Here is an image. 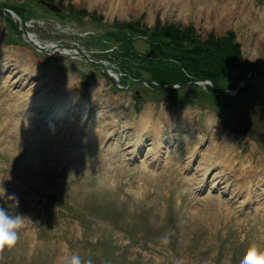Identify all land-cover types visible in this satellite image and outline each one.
I'll list each match as a JSON object with an SVG mask.
<instances>
[{"label": "rangeland", "instance_id": "374dc122", "mask_svg": "<svg viewBox=\"0 0 264 264\" xmlns=\"http://www.w3.org/2000/svg\"><path fill=\"white\" fill-rule=\"evenodd\" d=\"M52 3L62 4L66 21L36 0H0L50 23L33 33L42 43L95 52L86 40L112 25L160 21L194 27L201 39L232 31L248 68L264 70V0ZM5 17L0 12V207L26 218L16 243L0 248V264H61L73 253L92 264H237L250 241L264 247V77L252 76L238 97L219 93L235 82L236 68L214 95L198 85L167 94L140 85L122 91L91 73L85 88L78 70L51 60L40 66L41 56L33 58ZM134 50L145 56L149 47L137 39ZM146 109L157 139L139 127ZM166 116L172 128L164 127ZM167 131L188 137L199 156L185 165L174 160L170 154L185 142ZM224 136L234 140V171L242 164L253 171L249 184L216 168L202 183L200 157L216 154ZM238 188L245 190L237 195Z\"/></svg>", "mask_w": 264, "mask_h": 264}, {"label": "trees", "instance_id": "16d2710c", "mask_svg": "<svg viewBox=\"0 0 264 264\" xmlns=\"http://www.w3.org/2000/svg\"><path fill=\"white\" fill-rule=\"evenodd\" d=\"M60 7L63 8L62 4ZM11 8L25 21L36 17L25 5ZM69 10L76 17L87 16L86 12H74L72 7ZM63 15L64 13L58 15V18L65 20ZM91 18L97 19L94 16ZM114 27L117 29L115 32L105 33L101 38L95 39L98 48L107 51L110 59L118 58L121 69L129 75L140 79L146 74L148 78L168 88L185 85L194 79L210 80L217 85L225 77L224 71L233 63H243L241 47L232 31L217 40L211 36L203 43L193 28L181 29L160 21L155 23L154 28H148L140 20ZM139 36L149 46V52L145 56L134 50L133 38ZM132 62H137V65ZM156 88L160 92L165 91L161 87Z\"/></svg>", "mask_w": 264, "mask_h": 264}, {"label": "bare ground", "instance_id": "6f19581e", "mask_svg": "<svg viewBox=\"0 0 264 264\" xmlns=\"http://www.w3.org/2000/svg\"><path fill=\"white\" fill-rule=\"evenodd\" d=\"M260 31L262 34H264V28H261ZM53 48H54L53 46H50L49 49H53ZM150 118H151L150 110L146 109L141 116L139 127L141 128L142 131L144 130L148 131L151 128L152 131L149 132L148 134L152 135L153 137L157 139L160 137V129L157 127L153 128L152 126H150V121H151ZM163 120L165 121L163 124L164 127L166 128L173 127V123L171 122L168 116L164 117ZM166 133H167L168 139L170 140H172L173 138L176 141L178 140V138H182V140H184L185 142V147L183 150L178 151V152L175 151L172 154H170L171 156H173L174 160H177L181 164L183 163L185 165L186 159H190L194 155L199 156L200 153L195 148L191 147L188 141V137L187 138L184 137L182 133H179L178 136H175V135L173 136L172 132L167 131ZM159 142L163 143V141H159ZM217 149L218 151L216 152V154L206 155L203 158L200 157V159H202L205 162L204 163L205 166H204V170L202 174L203 176L202 183H204V180L208 179L211 176L209 175V171L213 168H216V169H219L221 173H226V175H229V176L233 175L236 178L237 182L243 181V182H246V184H249V181H248L250 179L249 174L253 173L252 170H249V168L246 169L245 165L242 164V170L238 172L234 171V168L237 166L235 164L237 155H236V148L234 146V140L228 136H224ZM215 177L217 176H213L212 178H215ZM221 178L225 179L224 176H222ZM257 181L260 182V180H257ZM244 190H245L244 188H241V189L238 188L236 190L237 195L243 192Z\"/></svg>", "mask_w": 264, "mask_h": 264}, {"label": "clouds", "instance_id": "9594fccd", "mask_svg": "<svg viewBox=\"0 0 264 264\" xmlns=\"http://www.w3.org/2000/svg\"><path fill=\"white\" fill-rule=\"evenodd\" d=\"M6 198L16 204L18 203L14 194H8ZM25 218L19 213L12 215L9 209L0 207V248L11 247L16 243L18 229ZM61 264H92V262L91 260L82 261L79 255L73 253L63 256ZM237 264H264V247L254 241H250L237 258Z\"/></svg>", "mask_w": 264, "mask_h": 264}, {"label": "water", "instance_id": "95a60500", "mask_svg": "<svg viewBox=\"0 0 264 264\" xmlns=\"http://www.w3.org/2000/svg\"><path fill=\"white\" fill-rule=\"evenodd\" d=\"M47 8H49L50 10H52V11H55V12H59L60 11V9L56 6V5H53V4H50V3H46V2H42ZM0 10H2V11H4V12H7V9L5 8V7H3V6H0ZM23 23V22H22ZM24 24V23H23ZM24 32V34L25 35H27V32L24 30L23 31ZM33 46H34V48L36 49V50H39V51H41L43 54H45L46 56H50L49 55V53H50V51H47V50H44L43 48H41L40 46H38L37 44H35V43H33ZM57 49H63V47L62 46H58L57 47ZM51 57V56H50ZM86 60H88V58H87V56H83ZM51 58H53V57H51ZM89 61V60H88ZM95 65H97L99 68L98 69H96V72H98L99 74H101V75H103V76H105L106 78H111V76H110V74H109V72L104 68V66L103 65H101V64H96L95 63ZM135 83H140V84H145V85H147V84H155L153 81H151V80H140V81H135ZM194 83H196V82H194ZM200 83H203V82H200ZM224 94L225 95H229V96H231L232 94L230 93V92H224Z\"/></svg>", "mask_w": 264, "mask_h": 264}, {"label": "flooded vegetation", "instance_id": "af4514ba", "mask_svg": "<svg viewBox=\"0 0 264 264\" xmlns=\"http://www.w3.org/2000/svg\"><path fill=\"white\" fill-rule=\"evenodd\" d=\"M221 47H223V45H221ZM242 72H245L244 69H242ZM261 74H262V75L264 74V70H262ZM261 77H264V75L261 76Z\"/></svg>", "mask_w": 264, "mask_h": 264}]
</instances>
